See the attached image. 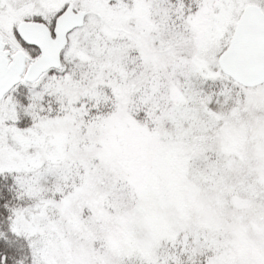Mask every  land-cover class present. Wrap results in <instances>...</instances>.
Masks as SVG:
<instances>
[{
    "label": "snow or ice",
    "instance_id": "obj_1",
    "mask_svg": "<svg viewBox=\"0 0 264 264\" xmlns=\"http://www.w3.org/2000/svg\"><path fill=\"white\" fill-rule=\"evenodd\" d=\"M0 264H264V0H0Z\"/></svg>",
    "mask_w": 264,
    "mask_h": 264
}]
</instances>
